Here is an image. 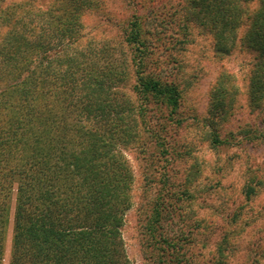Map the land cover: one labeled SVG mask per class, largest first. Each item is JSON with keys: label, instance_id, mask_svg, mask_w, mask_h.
I'll use <instances>...</instances> for the list:
<instances>
[{"label": "trees", "instance_id": "trees-1", "mask_svg": "<svg viewBox=\"0 0 264 264\" xmlns=\"http://www.w3.org/2000/svg\"><path fill=\"white\" fill-rule=\"evenodd\" d=\"M35 2L0 0V264L14 193L9 264H130L122 227L134 204L131 148L145 163L138 213L147 264H196L184 248L188 233L166 228L181 209L178 201L195 194L188 187L193 173L179 190L169 181L172 173L157 167L161 160L168 167L181 154L166 145L165 135L182 99L174 78L156 70L166 64L153 59L159 37L148 40L151 32L135 16L124 28L123 43L132 51L122 58L108 41L82 34L95 0ZM183 5L176 11L179 27L191 20L209 27L220 53H229V43L245 28L242 46L257 53L248 95L264 113V0H184ZM130 74L138 102L120 92ZM228 76L220 78L222 117L231 94L224 86ZM150 103L166 113L151 118ZM208 135L223 144L214 130ZM255 137L264 139V129ZM193 170L200 172L195 165ZM253 175L258 179L245 186V205L264 188V179ZM222 229L214 264H224L234 247L236 227ZM263 246H257L262 257Z\"/></svg>", "mask_w": 264, "mask_h": 264}, {"label": "rangeland", "instance_id": "rangeland-1", "mask_svg": "<svg viewBox=\"0 0 264 264\" xmlns=\"http://www.w3.org/2000/svg\"><path fill=\"white\" fill-rule=\"evenodd\" d=\"M47 2L51 0H36L35 4L44 6ZM95 4L96 8L84 17L82 34L86 39L108 41L116 48L117 55L130 56L132 48L123 43L124 28L139 15L151 32L148 40L154 42L155 37L160 40L155 43L153 59L158 57L166 64L159 63L156 70L162 72L163 78H174L181 90L180 107L165 135L166 145L181 154L171 159L168 167L164 160L158 162L157 167L161 172L166 169L172 173L169 181L175 182L179 190L186 187L187 174L193 173L188 187L195 196L178 201L177 207L181 209L166 228L188 233L184 248L193 262L214 264L213 258L223 237L222 227L232 228L231 231L236 227V234L232 236L234 247L223 259L224 264H264V256L257 252V246L264 245V188L245 205V186L252 179H258L253 173L264 179V139L255 137L259 129H264V113L261 107L251 105L248 95L257 53L242 46L245 28L238 30L234 43H229V46L232 44L230 52L220 53L216 49L215 34L209 27L202 28L193 20L184 28L179 27L176 11L184 6V0H95ZM224 75L230 76L224 86L231 94L225 99L224 105L229 107L222 117L219 92L223 86L220 78ZM135 85L134 76L130 74L120 86V92L132 102H138L139 98ZM148 106L151 118L166 113L165 108L156 104ZM211 130L219 134L223 144L212 142L208 135ZM128 156L135 170L134 204L127 211L122 237L130 264H147L138 213L145 163L136 148H131ZM194 165L200 168V175L194 174ZM156 187L162 189L157 183ZM150 191L155 192V188ZM14 206L15 193L2 264L10 261ZM233 216L240 218L239 228L233 223ZM202 220L200 228H196L194 224Z\"/></svg>", "mask_w": 264, "mask_h": 264}]
</instances>
